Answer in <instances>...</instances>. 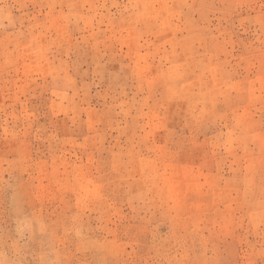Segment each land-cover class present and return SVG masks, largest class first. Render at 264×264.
I'll return each mask as SVG.
<instances>
[{
  "label": "rangeland",
  "instance_id": "obj_1",
  "mask_svg": "<svg viewBox=\"0 0 264 264\" xmlns=\"http://www.w3.org/2000/svg\"><path fill=\"white\" fill-rule=\"evenodd\" d=\"M0 264H264V0H0Z\"/></svg>",
  "mask_w": 264,
  "mask_h": 264
}]
</instances>
